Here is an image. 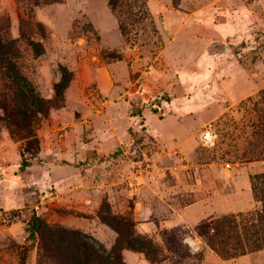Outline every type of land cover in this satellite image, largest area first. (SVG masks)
I'll use <instances>...</instances> for the list:
<instances>
[{
    "label": "rangeland",
    "instance_id": "obj_1",
    "mask_svg": "<svg viewBox=\"0 0 264 264\" xmlns=\"http://www.w3.org/2000/svg\"><path fill=\"white\" fill-rule=\"evenodd\" d=\"M0 32L45 98L71 75L34 123L40 149L0 121V202L14 203L0 264H46L37 214L108 249L103 217L132 219L125 264H264V248L225 257L197 230L263 207L264 0H0Z\"/></svg>",
    "mask_w": 264,
    "mask_h": 264
},
{
    "label": "trees",
    "instance_id": "obj_2",
    "mask_svg": "<svg viewBox=\"0 0 264 264\" xmlns=\"http://www.w3.org/2000/svg\"><path fill=\"white\" fill-rule=\"evenodd\" d=\"M118 0H111L117 3ZM19 48L15 39L5 38L0 32V73L7 90L0 95V121L10 126L13 134L27 139L31 147L40 149L34 123L38 115H47L53 106L65 102L64 91L71 80L68 69H64L62 79L55 84V100L42 96L34 83L27 78L18 65ZM60 103V104H59ZM138 111L135 114H141ZM30 150V148H28ZM29 152L32 153L30 150ZM24 158L22 166L30 165ZM255 196L262 201L263 207L253 218L247 220L244 214H227L215 220L204 221L197 225L198 232L205 236L207 243L225 257H235L264 248V172L255 174L252 180ZM119 232V240L108 249L93 236L78 229L52 226L40 216L32 219V235L39 232L42 236L43 253L41 263L46 264H125L122 258L125 226L131 229L134 221L126 216L103 217ZM129 234V233H128ZM135 244V240H129Z\"/></svg>",
    "mask_w": 264,
    "mask_h": 264
},
{
    "label": "built area",
    "instance_id": "obj_3",
    "mask_svg": "<svg viewBox=\"0 0 264 264\" xmlns=\"http://www.w3.org/2000/svg\"><path fill=\"white\" fill-rule=\"evenodd\" d=\"M201 139L204 143H211L212 141H214V134L211 127H206L204 129ZM227 165L230 166V163H228ZM8 217H9L8 209L0 205V223L7 221Z\"/></svg>",
    "mask_w": 264,
    "mask_h": 264
},
{
    "label": "crops",
    "instance_id": "obj_4",
    "mask_svg": "<svg viewBox=\"0 0 264 264\" xmlns=\"http://www.w3.org/2000/svg\"><path fill=\"white\" fill-rule=\"evenodd\" d=\"M109 188H112V185ZM4 204H2L0 202V205H2L3 207H5L7 209L8 207H11L14 203H13L12 199H9V200L5 201ZM175 218H177L179 222L181 221L180 216H175ZM196 221H199V217H196L195 220H193L192 222H196Z\"/></svg>",
    "mask_w": 264,
    "mask_h": 264
}]
</instances>
